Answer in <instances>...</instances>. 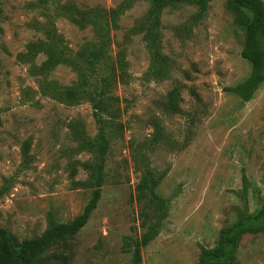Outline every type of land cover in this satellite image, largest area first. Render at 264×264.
Instances as JSON below:
<instances>
[{
  "label": "rangeland",
  "instance_id": "374dc122",
  "mask_svg": "<svg viewBox=\"0 0 264 264\" xmlns=\"http://www.w3.org/2000/svg\"><path fill=\"white\" fill-rule=\"evenodd\" d=\"M150 9L149 0H0V229L21 246L77 220L103 167L87 221L42 264H198L223 229L264 224V80L247 102L226 90L251 71L237 24L250 12L211 0L196 18L194 5H168L152 41ZM98 50L94 65L81 58ZM91 96L104 98L103 112ZM145 169L161 178L169 209L135 262L152 222L136 197ZM234 251L239 264H264V231L242 232Z\"/></svg>",
  "mask_w": 264,
  "mask_h": 264
},
{
  "label": "trees",
  "instance_id": "16d2710c",
  "mask_svg": "<svg viewBox=\"0 0 264 264\" xmlns=\"http://www.w3.org/2000/svg\"><path fill=\"white\" fill-rule=\"evenodd\" d=\"M151 9L149 14L150 29L149 38L154 41L157 38V28L159 27L160 14L168 5H177L179 3L191 4L196 6V18L203 17L208 9V4L211 0H149ZM240 8L246 9L250 12L247 16L237 18V24L245 30L244 45L241 50L242 58L246 59L251 64L250 74L242 81L233 86L226 87L236 95H238L242 102L249 101L259 84L264 80V4L262 0H232ZM114 16V15H113ZM82 55L84 57H82ZM81 58L94 65L95 60L99 58L100 51H91L87 57L84 54ZM85 76L83 75V78ZM103 82L106 83L107 79ZM77 90L73 88L67 89V96L69 98L75 97ZM93 106L98 112L105 110V101L102 96L95 99L91 96ZM171 108H174L171 105ZM1 123V118H0ZM98 156L102 157L104 154V147L99 144ZM97 170L96 185L97 189L94 193L93 202L85 206L79 218L73 222L65 224L52 223L46 230L37 238L17 246L12 240L10 235L0 229V264H42L41 254L46 252L56 240L64 238L65 236L72 235L85 224L90 212L95 206L97 199L100 196V185L102 184V162L95 167ZM160 177L155 176L150 170H144L139 182L136 185V197L138 200H147L150 204L152 213L150 218L151 223L147 226L146 230L140 235L138 240H135L133 247V260L138 262L140 260V248L146 246L158 234L162 221L168 215L169 200L161 196L156 187L160 182ZM243 187L239 191V196L246 201L248 190L247 179L245 175L242 177ZM1 194V191H0ZM246 207V206H245ZM244 215L247 217V210L244 209ZM149 218V215H146ZM257 217H264V201L257 213ZM240 224V223H238ZM264 231V224L257 227H248L232 232V228L223 229L219 235L218 242L212 247L202 246L200 260L198 264H206L208 259H212L214 264H239L235 259L234 248L239 242V238L244 231Z\"/></svg>",
  "mask_w": 264,
  "mask_h": 264
}]
</instances>
